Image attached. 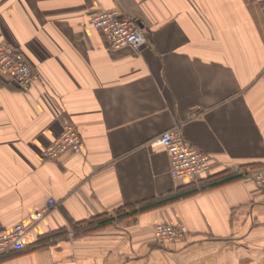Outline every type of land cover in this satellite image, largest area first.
Returning <instances> with one entry per match:
<instances>
[{
  "label": "crops",
  "instance_id": "0c3cea01",
  "mask_svg": "<svg viewBox=\"0 0 264 264\" xmlns=\"http://www.w3.org/2000/svg\"><path fill=\"white\" fill-rule=\"evenodd\" d=\"M105 10L141 25L139 52L88 25ZM1 43L38 79L22 90L0 72V230L29 229L0 264H264L250 174L264 168V0H0ZM65 125L81 152L42 159ZM172 128L208 157L206 176L172 179L152 145ZM159 223L187 234L161 244Z\"/></svg>",
  "mask_w": 264,
  "mask_h": 264
},
{
  "label": "built area",
  "instance_id": "2783aa9c",
  "mask_svg": "<svg viewBox=\"0 0 264 264\" xmlns=\"http://www.w3.org/2000/svg\"><path fill=\"white\" fill-rule=\"evenodd\" d=\"M88 25L102 31L112 49L130 47L139 52L145 44L142 31L123 19L115 10L100 11L92 15ZM0 72L9 75L22 90L32 87L38 79L36 73L27 65L22 53L6 43L0 44ZM152 145L165 149L170 176L178 183H192L209 173L208 157L186 144L177 128L157 136ZM81 146L82 141L77 131L70 125H65L59 136L42 151L41 156L42 159L53 160L67 150L79 154ZM250 174L255 184L264 187V168L254 170ZM53 205L54 201L48 199L46 207L33 214V222L40 221ZM28 231L29 229L22 223H16L10 229L0 230V259L8 253L23 250L28 243ZM153 233L157 242L172 243L182 239L187 234V228L182 223H159L155 225Z\"/></svg>",
  "mask_w": 264,
  "mask_h": 264
},
{
  "label": "trees",
  "instance_id": "16d2710c",
  "mask_svg": "<svg viewBox=\"0 0 264 264\" xmlns=\"http://www.w3.org/2000/svg\"><path fill=\"white\" fill-rule=\"evenodd\" d=\"M129 22H130L131 24H134V23L131 22V21H129ZM134 25H135V24H134ZM228 175H229V176H232L233 174L230 175L229 173H222V174H220V175L214 177V178L212 179V181H210V183H208L209 185H208L206 188H213V187H216V186H218V185H221V184H224V183H226V182L231 181V180L228 179V177H229ZM228 180H229V181H228ZM153 203H154V201H150V202L145 203V204L135 205V206H133V207H131V208H128V212L125 213V214H123V215H121L122 212H118V213H117L118 216H119L118 219H120V218H125V217L131 216V215H134V214H135L134 212H136L135 209L137 208L136 206L139 207V211H140V210L143 211V210H146V209H148V208H151V207L156 206V205L152 206ZM162 204H164V203H161V204H158V205H162ZM158 205H157V206H158ZM111 221H112V219L109 218V217H100V218L96 219L95 223H96L97 226H99V227H103V226H106L107 224H109Z\"/></svg>",
  "mask_w": 264,
  "mask_h": 264
},
{
  "label": "water",
  "instance_id": "95a60500",
  "mask_svg": "<svg viewBox=\"0 0 264 264\" xmlns=\"http://www.w3.org/2000/svg\"><path fill=\"white\" fill-rule=\"evenodd\" d=\"M138 28L140 29L141 28V25H139Z\"/></svg>",
  "mask_w": 264,
  "mask_h": 264
}]
</instances>
